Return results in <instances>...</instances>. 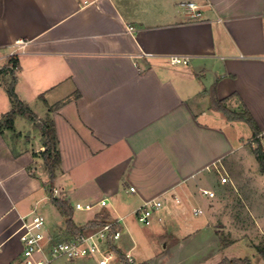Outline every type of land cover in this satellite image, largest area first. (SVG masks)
Listing matches in <instances>:
<instances>
[{
	"label": "crops",
	"instance_id": "obj_1",
	"mask_svg": "<svg viewBox=\"0 0 264 264\" xmlns=\"http://www.w3.org/2000/svg\"><path fill=\"white\" fill-rule=\"evenodd\" d=\"M187 1L200 6V19H186ZM263 13L264 0H0V120L11 109L1 69L15 52V93L54 124L60 163L53 196L72 208L94 204L86 219L73 209L77 226L105 211L120 219L115 247L132 254L136 208L160 199L151 222L168 213L155 226L160 242L174 226L187 229L185 209L205 213V225L184 238L217 235L218 223L226 233L224 202L248 201L240 187L264 208V174L253 154L258 141L264 151ZM171 55L189 61L173 65ZM211 93L231 110H247L257 134L212 109ZM41 135L20 114L14 130L0 131V264L20 259L14 232L32 210H45L48 229L65 235L46 190ZM245 206L241 219L254 215L260 223ZM54 222L59 229L50 228ZM85 259L95 261L76 260Z\"/></svg>",
	"mask_w": 264,
	"mask_h": 264
},
{
	"label": "rangeland",
	"instance_id": "obj_2",
	"mask_svg": "<svg viewBox=\"0 0 264 264\" xmlns=\"http://www.w3.org/2000/svg\"><path fill=\"white\" fill-rule=\"evenodd\" d=\"M219 176L220 175L218 174V180ZM222 176H220V179ZM239 193L248 194V201L246 200L245 203L249 205V209L252 214L253 210L256 211V216L260 223L253 219L252 216L254 215H242L243 220L241 219V210L246 207V204L242 203L241 199L225 201L223 208L224 211L228 213L229 217V221L226 222L225 226L229 231L231 230L230 232L234 233V238L231 237V233L229 231L224 233V224L222 225L221 223H218L217 229L218 231L221 230L220 232L225 242H234L233 244L228 247L227 245L222 246L220 239L217 237L218 234L215 235L213 231H210V234L201 236L191 235L190 238H184L186 231H188L187 233H192L195 229H197V227L200 228L205 225V213L194 215L189 209H185L182 213L183 220H187V229L182 231L181 227L178 228L177 226H174L175 229H173V234H171L172 232H167L164 241L160 242L158 239L159 231L157 228L155 229V226L157 224H166V216L168 214L164 210H161L159 214L162 218L165 217L161 223L154 222L151 223V225L145 226L136 219L133 220L134 235H136L135 238L138 241L135 250H133L131 254L134 259V264H142L140 261L143 260L146 261L143 262V264H160L159 259H162L161 261L164 260L162 264H216L223 258L230 259L233 257H247L250 259L252 264H264V259L256 250V246L264 245V233L261 231V228H264V208L256 204L258 199L257 197H254L252 192H246L243 187H240ZM90 211L91 210H82L76 212L75 214H81L83 215V218L86 219V217L90 218ZM42 212L47 215L45 210H42ZM50 228L53 230L59 229L56 222L51 223ZM194 233L195 232H193V234ZM173 243H178L180 245L172 248L171 245ZM20 249L21 252L22 248L20 247ZM19 261L20 259L17 258L13 264H20ZM118 263H122L119 258ZM51 264L96 263L91 259L68 260L60 258Z\"/></svg>",
	"mask_w": 264,
	"mask_h": 264
},
{
	"label": "built area",
	"instance_id": "obj_3",
	"mask_svg": "<svg viewBox=\"0 0 264 264\" xmlns=\"http://www.w3.org/2000/svg\"><path fill=\"white\" fill-rule=\"evenodd\" d=\"M184 8V15L189 21L198 20L202 16L200 6L194 1L185 2ZM128 30L132 31L133 27L129 26ZM16 43L22 42L18 40ZM9 56L16 57V54L11 52ZM188 61L187 56L171 55L169 57V62L173 65L187 64ZM9 68L13 67L9 65ZM221 180L225 181L226 179L221 177ZM129 190L134 191V188L130 187ZM201 192L208 197L214 196L212 190L202 189ZM176 200L178 201V199ZM99 205L106 206V200L101 199ZM93 206L94 204L90 203H76L73 205V209L91 210ZM162 206L163 202L160 199L144 201L135 210L137 220L145 226L150 225L155 211ZM199 212H201L199 209L194 210L195 214ZM20 221L14 234L18 235L22 248L20 252L21 264H51L60 258L68 260L92 258L97 264H112L119 258L113 246L121 236L120 228L114 229L115 225L120 224V219L111 220L92 230L69 236L52 233L47 227L45 215L36 210H32L26 218H21ZM125 256L129 263L134 264L130 253H126Z\"/></svg>",
	"mask_w": 264,
	"mask_h": 264
},
{
	"label": "trees",
	"instance_id": "obj_4",
	"mask_svg": "<svg viewBox=\"0 0 264 264\" xmlns=\"http://www.w3.org/2000/svg\"><path fill=\"white\" fill-rule=\"evenodd\" d=\"M11 65L13 68H9ZM18 67L17 58L13 56H9L7 64L3 66L1 72H4L9 78L8 80H4L3 85L7 92V95L11 102V109L2 116L0 120V131L2 128H7L10 130H14V119L17 115H23L27 119L32 122H36L38 129L41 131V144L43 146V150L41 151V159L43 160L44 166L49 174V182L46 185V190L48 192L50 201L58 208L60 214L64 217L65 222V235L69 236L75 235L78 233L86 232L88 230H92L97 228L104 223L110 221L108 214L105 211L100 212L95 219L88 221L85 225L77 226L72 220L73 208L71 205L62 198H56L52 193V181L54 179V170L55 167L60 163V154L56 149V135L53 121L49 118H41L39 119L37 115L30 109V107L20 100L15 93V70ZM10 79V81H9ZM211 98V107L212 109L221 112L226 119L228 120H239L247 123L253 131V136L256 133V127L253 118L249 114L247 110H231L225 105L223 100H218L214 98L213 93L210 94ZM59 103L52 106L53 109L59 107ZM253 154L258 161L259 169L264 174V151L259 141L257 142L256 147L253 149ZM120 228L119 225H115L114 229ZM219 239L221 241L222 246L228 245V242L223 240V236L220 231H217ZM113 248L117 251L118 257L123 264H131L127 261L126 256L117 250L115 246ZM256 250L258 254L264 259V245L256 246ZM216 264H252L250 259L247 257H233V258H223Z\"/></svg>",
	"mask_w": 264,
	"mask_h": 264
}]
</instances>
